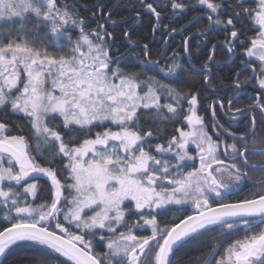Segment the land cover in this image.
Listing matches in <instances>:
<instances>
[{
    "label": "snow or ice",
    "instance_id": "6c2138e0",
    "mask_svg": "<svg viewBox=\"0 0 264 264\" xmlns=\"http://www.w3.org/2000/svg\"><path fill=\"white\" fill-rule=\"evenodd\" d=\"M106 7L85 5V17L76 0H0V255L29 243L50 255L35 264H179L177 253L207 236L216 243L204 264H264V228L253 231L264 224V0H138L135 17L120 21ZM142 13L154 17L153 35L168 29L165 18L206 20L184 37L186 55L192 39L223 34L203 61L202 85L180 81L175 56L152 60L148 43L143 67L126 70L114 28ZM132 31L124 41L140 48ZM217 49L224 63L240 58L233 94L200 115L205 93L221 90L211 87ZM249 86L252 102L234 108ZM40 177L49 195L36 204ZM245 184L258 191L241 197ZM169 212L182 218L161 227L158 215ZM144 226L151 234L137 235ZM241 231L252 234L232 239Z\"/></svg>",
    "mask_w": 264,
    "mask_h": 264
},
{
    "label": "trees",
    "instance_id": "16d2710c",
    "mask_svg": "<svg viewBox=\"0 0 264 264\" xmlns=\"http://www.w3.org/2000/svg\"><path fill=\"white\" fill-rule=\"evenodd\" d=\"M71 2V0H69ZM97 2V0H76L77 8L80 11V14L89 17L91 16V12L85 8V5L92 6ZM107 7L104 9L105 12L112 9L111 18L116 21H120L125 17H135L136 13L132 11L133 6L138 7V0H103ZM171 10L169 9L168 15H170ZM194 13H189L188 15H184L182 17H173L172 19L165 18L163 20V24L168 25V29L165 30L162 26L159 31L156 32L155 35L152 33V24L155 23L154 17L145 15L142 13V19L139 21H135L134 19H128L127 23H118V25L114 28L116 43L112 45L114 54L125 55V66L126 70L139 71L143 65L141 64V60L143 58V48L142 45L144 43H148L152 49L151 59L155 60L160 57L161 53H166V58H171L173 56L176 57L177 61L182 66L181 69H177V72L183 71V75L180 76V81L184 82L185 85L191 86L193 84L196 87H199L203 83V61L207 58L209 54L212 42L215 38L222 39L223 34L221 33H211L208 36H199L191 40L192 53L191 55H186L184 53L182 41L185 36H188L189 33H194L200 27H203L207 21L203 20L199 24H193L192 26L187 25V21L191 18ZM184 25L187 30L182 28ZM132 26L133 31L131 33L133 40H138L141 47L133 48L130 47L123 38V32L125 29ZM89 27H95V23L89 25ZM172 28L177 29V32L173 33L171 36H168V32L171 31ZM109 31H113V28H109ZM252 33H250L251 35ZM162 35L167 38L168 43L165 44L164 39H162ZM217 65L213 66V83L211 87L219 88L221 85H226L225 90L223 89L224 96L228 99L233 93L230 85L232 84V80L234 77V70L240 63V58L237 57L233 63H224L227 60L226 55H224L223 49H217L216 53ZM168 63H171V60L168 59ZM151 74V73H149ZM248 75L244 73L240 78L244 79V76ZM170 80H175V75ZM167 82V81H166ZM196 87H193V91L196 90ZM203 91V88H201ZM206 96L210 95L209 99L203 100L200 104V115L205 114V110L208 105H210L215 98L214 93H205ZM210 115V111L208 112ZM23 114L13 115L11 117L12 120L20 122ZM180 125H169L168 126V135L170 136L174 127H179ZM94 131H103V128H97ZM13 134H16L15 131ZM211 134V133H210ZM161 141H154V143H158ZM38 163L44 164L43 160L38 159ZM6 166V163H5ZM198 166V165H196ZM190 170V169H187ZM46 177H40L35 182L38 183L44 190L39 192V198L35 199L36 204H40L45 202V199L48 197L49 193L47 188L50 185V182L46 184ZM22 191V189H21ZM244 197V196H241ZM34 199V198H33ZM28 197V200H33ZM192 209L189 208L188 212H191ZM4 216V210L0 207V230L4 226L2 222V218ZM182 218L181 214L178 212H169L167 215H158L157 219L160 223L161 227L165 225V223H170L173 219L176 222H179V219ZM138 217L130 216L128 218V222H134ZM261 228H264V224H258L253 228V231L258 232ZM136 231V230H134ZM137 235H150V231L144 226V229L136 232ZM250 235L251 232L245 233L243 231L239 232L232 239L240 238L242 239L244 235ZM211 235V234H208ZM232 239H229L227 243H231ZM216 241L209 240L207 236L203 238V241L200 243H190L185 248H183L180 252L177 253V259L179 260V264H204V257L211 250L212 245H214ZM227 244L224 245L226 247ZM102 250V246L97 249ZM223 251V248L220 249ZM218 255V254H217ZM50 255L43 249L38 246L29 244V243H18L17 245L11 246L5 254L3 255L0 264H35L36 261L41 259H49ZM63 259V258H60ZM215 264V261L213 262Z\"/></svg>",
    "mask_w": 264,
    "mask_h": 264
},
{
    "label": "flooded vegetation",
    "instance_id": "af4514ba",
    "mask_svg": "<svg viewBox=\"0 0 264 264\" xmlns=\"http://www.w3.org/2000/svg\"><path fill=\"white\" fill-rule=\"evenodd\" d=\"M248 74V73H247ZM232 85V84H231ZM230 85V87H231ZM225 87H227L226 85H221L218 89H221L220 91L218 92H214V94H217L215 95V98L214 99H218L220 97H223L224 99V104L225 106H227V101L228 99H226V97L224 96V93H223V89L225 90ZM232 88V87H231ZM248 92H251V86H249V88L245 89L243 93H240L239 94V99L236 100L235 104L233 105L234 108L236 107H246L249 103H251L252 101L247 97L246 93ZM213 99V100H214ZM217 111L219 112L220 109H219V105H217ZM222 115V113H221ZM233 128H236V125L233 124L232 125ZM242 130V128L240 129ZM259 175V174H257ZM258 191V187H252L250 186L249 184H245L240 192V195L241 196H251L252 193H255Z\"/></svg>",
    "mask_w": 264,
    "mask_h": 264
},
{
    "label": "rangeland",
    "instance_id": "374dc122",
    "mask_svg": "<svg viewBox=\"0 0 264 264\" xmlns=\"http://www.w3.org/2000/svg\"><path fill=\"white\" fill-rule=\"evenodd\" d=\"M192 148H193V155L195 154V152H194V146H191ZM5 163H7L6 161H5ZM199 164V161L197 160L196 161V165H198ZM29 182H33V181H29ZM31 199H33V197H31V196H29ZM149 231H150V234H151V228H149L148 226H145Z\"/></svg>",
    "mask_w": 264,
    "mask_h": 264
},
{
    "label": "water",
    "instance_id": "95a60500",
    "mask_svg": "<svg viewBox=\"0 0 264 264\" xmlns=\"http://www.w3.org/2000/svg\"><path fill=\"white\" fill-rule=\"evenodd\" d=\"M6 251H7V250H6ZM4 254H5V253H4ZM4 254H3V255H4ZM3 255H0V261H1L2 257H3ZM213 262H214V260H213Z\"/></svg>",
    "mask_w": 264,
    "mask_h": 264
}]
</instances>
